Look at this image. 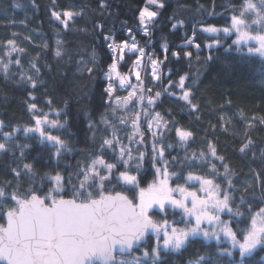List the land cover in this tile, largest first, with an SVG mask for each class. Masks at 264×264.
Returning <instances> with one entry per match:
<instances>
[{"label":"snow or ice","instance_id":"1","mask_svg":"<svg viewBox=\"0 0 264 264\" xmlns=\"http://www.w3.org/2000/svg\"><path fill=\"white\" fill-rule=\"evenodd\" d=\"M166 6L139 0L135 27L124 20L114 31L92 15L103 17L108 0L95 9L51 0L53 45L45 40L28 56L20 33L0 41V74L28 89V119H0V264H175L171 258L184 253L193 257L186 264H255L264 252V147L252 135L264 130V114H221L204 129L185 119H202L196 89L219 49L241 53L244 62L259 57L264 76V0H224L219 12L216 0L211 8L198 3L202 17L223 22L202 18L175 50L164 42L157 52L153 37ZM167 20L170 31L185 27L179 14ZM34 34L23 41L34 44ZM88 35L98 43L67 39ZM50 48L61 67L74 66L59 74L57 87L89 106L79 146L68 101L59 106L42 78L43 69L53 71L43 56ZM173 61L200 67L181 72L168 67ZM217 130L238 139L240 156L259 167L237 171Z\"/></svg>","mask_w":264,"mask_h":264},{"label":"trees","instance_id":"2","mask_svg":"<svg viewBox=\"0 0 264 264\" xmlns=\"http://www.w3.org/2000/svg\"><path fill=\"white\" fill-rule=\"evenodd\" d=\"M51 0H37L38 8L33 9L30 0H0V41L5 40L11 32L20 33L18 43L27 48L28 56H35L41 48L37 45H42L45 40H48L50 45L54 44V34L49 24L47 7ZM72 0H68L71 3ZM78 3L87 4L90 9L97 8V0H77ZM58 3L64 4L65 0H58ZM110 7L105 10L106 14L100 17L98 13H92L97 19H100L106 24L108 28H113L115 31L119 28L124 20H128L129 26L135 27L134 17L135 8L139 0H108ZM199 4H203L206 8H211L212 0H198ZM197 0H166V8L163 10V15L157 24V31L153 37V44L156 46L157 52L160 51L159 45L167 42L171 50H175L178 45H181L185 38V33L191 35L192 25L197 21L206 19L209 23H222L220 17L210 16L202 17L198 9ZM15 4H20L21 7H14ZM217 11H221V5L224 0H216ZM111 13V15H107ZM179 14L181 18L185 19V27L177 31H170V25L167 18ZM9 21H15V26H10ZM21 21L25 22L21 24ZM32 35L34 44H29L23 41V36ZM117 35H123L122 32H117ZM198 40L203 44L207 39L205 35L200 33ZM68 41L74 46L76 44L96 45L97 39L91 35L86 38L78 39L75 36H68ZM137 39L144 43V39L137 35ZM230 42V41H229ZM195 51L194 49H192ZM103 53L101 52V55ZM207 54V50H202L201 59ZM215 55L219 57L213 64L209 66V70L204 72L200 77V83L196 89L197 101L201 104V121L197 124L194 117L191 119L196 128H207L209 123L218 125V117L225 114L233 117L234 120L239 118V113L243 111L246 116H251L253 113L261 115L264 114V76L259 74V57L254 58L253 62H244L239 60L241 53L231 52L225 53L223 48L219 49ZM28 56H25L23 62L27 66ZM47 63L53 65V71L48 72L47 69L42 70V78L48 85L49 94L54 98L59 106H62L65 100L68 101L70 108L68 109L70 117L72 139L80 145L83 139L85 125L82 121L85 120L84 110L89 106L86 101L79 100L76 94L71 89L57 87L61 83L60 73L66 72L68 67H61L51 54V48L43 53ZM42 63L44 60L42 59ZM231 65V67H227ZM168 67L173 70L192 71L195 72L200 65L193 61V66L190 69L187 61L179 63L173 61L169 63ZM255 68L256 70H252ZM202 70V69H201ZM43 88L35 92L38 101L42 103L43 97L41 93ZM65 91L69 95H65ZM28 89L18 85L12 80H5L0 74V119L6 122H22L28 119L25 109V100L27 99ZM231 100V104L227 103ZM170 104L165 101L164 107H169ZM221 106H223L221 108ZM91 107H95L92 105ZM237 129L242 128V124L237 123ZM211 131V130H209ZM202 136L203 132L198 133ZM218 137V146L222 151H225L227 156L231 159L232 164L237 171L243 169L245 174L249 171V164L253 168L259 167V161H251L249 158L240 156L237 149L239 147V140H233L230 135L224 134L217 130L215 133ZM257 140V148L264 147V130L257 129L252 133ZM196 145H193L195 148ZM35 154V153H33ZM150 178V177H149ZM198 247V245H197ZM193 257L190 253H184L183 259L173 256L171 259L175 264H186L187 260ZM255 264H264V252H260L255 256Z\"/></svg>","mask_w":264,"mask_h":264}]
</instances>
